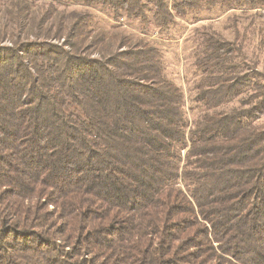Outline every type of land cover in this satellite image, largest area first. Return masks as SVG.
<instances>
[{
	"label": "trees",
	"instance_id": "obj_1",
	"mask_svg": "<svg viewBox=\"0 0 264 264\" xmlns=\"http://www.w3.org/2000/svg\"><path fill=\"white\" fill-rule=\"evenodd\" d=\"M263 115L264 0H0V264H264Z\"/></svg>",
	"mask_w": 264,
	"mask_h": 264
},
{
	"label": "rangeland",
	"instance_id": "obj_2",
	"mask_svg": "<svg viewBox=\"0 0 264 264\" xmlns=\"http://www.w3.org/2000/svg\"><path fill=\"white\" fill-rule=\"evenodd\" d=\"M182 29L184 32L182 31L183 33L181 32L179 34ZM174 31V36L182 35V38H180L178 42L175 41L173 43H167L166 45H164V51L166 53V71L170 72L171 74H174L175 72H178L179 69H181L182 71L180 70V76L183 77V65L185 60H187V55L183 53L182 49L184 47L183 37L186 35L187 28L184 29L182 26L176 28ZM2 44H5L7 46L11 45V42L6 40L2 42ZM254 123L264 125V115L262 117H259V119H256Z\"/></svg>",
	"mask_w": 264,
	"mask_h": 264
}]
</instances>
